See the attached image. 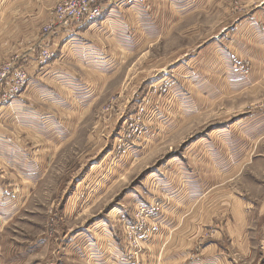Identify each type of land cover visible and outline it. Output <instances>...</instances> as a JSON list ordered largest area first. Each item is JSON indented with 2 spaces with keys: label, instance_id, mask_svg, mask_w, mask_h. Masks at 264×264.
I'll list each match as a JSON object with an SVG mask.
<instances>
[{
  "label": "rangeland",
  "instance_id": "374dc122",
  "mask_svg": "<svg viewBox=\"0 0 264 264\" xmlns=\"http://www.w3.org/2000/svg\"><path fill=\"white\" fill-rule=\"evenodd\" d=\"M61 1L35 38L38 27L17 24L31 8L0 33V131L23 145L0 159V264H98L104 245L123 253L125 227L144 208L161 228L170 217L175 264H205L207 242L233 255L221 232L235 199L249 225L264 222V22L249 19L264 0H158L135 21L144 30L155 17L162 34L137 40L110 24L112 41L90 28L50 41L41 64ZM80 43L100 46L113 69L76 64ZM239 261L264 264V241Z\"/></svg>",
  "mask_w": 264,
  "mask_h": 264
},
{
  "label": "crops",
  "instance_id": "0c3cea01",
  "mask_svg": "<svg viewBox=\"0 0 264 264\" xmlns=\"http://www.w3.org/2000/svg\"><path fill=\"white\" fill-rule=\"evenodd\" d=\"M58 0H0V16L6 15V18L1 19L0 17V33H3L4 25H6L7 18L10 16L13 18L12 13L14 12H23V10L32 9V12L27 11L26 15H22L18 18L17 24L22 25L23 27H26V32H30L34 34L35 27H38L37 32L33 38L39 35V26L43 23V20L47 14V11L51 9V7H54L56 2ZM158 0H111L108 2L106 8V11L104 14L100 17L99 20L94 25H86L82 28H76L73 33H61L63 39H66V44H69V39L71 40L73 35H82L84 31L90 29V28H96V29H103L106 27V25L110 24H117L115 26H122L124 25L129 26L132 32L134 33L136 39L138 40L139 34L144 35L145 33H151L152 31L157 34V32L162 34L161 32V26H159L157 19L154 17L151 19L150 24L146 27V29L138 30L136 24L139 22L138 20L135 21V19H138V16L141 13H149L152 12L151 10L155 7L153 5H157L156 2ZM150 4H149V3ZM159 3V2H158ZM151 5V6H149ZM173 5V4H171ZM264 6V5H263ZM148 7V10H147ZM172 7V6H171ZM152 8V9H151ZM37 15V17L35 15ZM254 18L253 22H264V10L260 13L253 14L249 17V19ZM2 20L4 22L2 23ZM23 20V21H22ZM133 22H132V21ZM252 20V19H251ZM131 21V22H130ZM137 22V23H136ZM161 23V22H160ZM89 26V27H88ZM256 26V25H253ZM87 27V28H86ZM258 30V34L256 35V39L259 40L262 36V30L259 27V25L256 26ZM158 28V30H157ZM106 31H94L96 33H100L105 38L114 40L113 31L111 29L105 28ZM17 31H15L16 33ZM22 32V31H21ZM30 34V35H32ZM261 34V36L259 35ZM264 34V33H263ZM11 35H4L2 37V41L6 38H10ZM12 38H16L14 33H12ZM76 39V38H74ZM72 39V40H74ZM125 40V39H124ZM83 43H80V47H78L76 50H74V53L78 58L76 59V64L86 67V68H94L96 70L100 69L104 73H109L114 66V63L116 60H113L110 58L111 56L106 53L103 49H101L100 46H83ZM84 47V48H82ZM67 49V48H66ZM66 49L64 51H66ZM113 50H116L115 47H113ZM252 53V52H251ZM37 55V53L32 54L31 58H34V56ZM24 60V59H23ZM114 61V63H113ZM78 62V63H77ZM60 72V71H59ZM37 81H39V77L37 78ZM34 81V82H37ZM37 88V87H36ZM39 88V87H38ZM44 91H42V94ZM43 131V130H42ZM5 131H0V159L3 156V152L13 151L16 153H19L21 149V145L18 140L15 139V142H11L10 144L5 143ZM5 143V144H4ZM226 190V189H224ZM223 189L220 190V193H222ZM3 189L0 190V195H3ZM236 198V197H235ZM1 199L2 196H0V207L1 205ZM241 203V202H240ZM242 203L239 204V202L235 199L234 206H231L227 212L222 214L224 216L225 214H229L230 218L226 219V227L222 230L221 233L225 235V242L227 240L229 241V238L231 241L230 247L234 249L233 255L229 250H223L224 245H221L224 242H220L219 244V251H216V249H212L214 246L211 244V242L204 243L202 245V251L204 256V263L205 264H240V259H242L243 255H246L252 249H260L261 244L264 240H259L264 235V222H258L256 225H249L246 222V219L243 215V208L241 207ZM226 207V204H225ZM206 209H204V227L209 226L210 224V211L205 215ZM1 211V210H0ZM260 216L264 215V204H262V207L259 210ZM2 214H0V221L2 219ZM171 215V212H170ZM169 215V216H170ZM208 217V219H207ZM170 217H168L167 222H165L162 225L161 230L151 239L149 242V247L151 250V254L146 252L143 256L144 261L142 264H175V257L176 252L175 246L171 245L172 235L171 231L173 233V230L175 227H173L171 220H169ZM176 229V228H175ZM201 229V228H199ZM189 233V230H186L185 233ZM188 233L186 235H188ZM220 233V234H221ZM253 234V238H252ZM174 235V234H173ZM178 237L180 238L181 235L178 234ZM174 239V237H173ZM255 240V241H254ZM193 241V240H192ZM196 243L192 242V244L189 246L191 248L195 247ZM215 247V246H214ZM104 251L98 252L93 255V258H91L93 261L97 262L98 264H124L121 261L122 253L120 251V247L118 244H113L112 246L104 245L103 246ZM102 248V249H103ZM188 248V247H187ZM204 249V250H203ZM98 250V248H97ZM150 254V257L153 258V261L150 259H147V256ZM213 257V258H212Z\"/></svg>",
  "mask_w": 264,
  "mask_h": 264
},
{
  "label": "built area",
  "instance_id": "2783aa9c",
  "mask_svg": "<svg viewBox=\"0 0 264 264\" xmlns=\"http://www.w3.org/2000/svg\"><path fill=\"white\" fill-rule=\"evenodd\" d=\"M109 1L111 0H62L42 31L45 43L40 47L39 62L46 64L51 58L50 41L60 37L61 33H73L76 28L95 23L106 11L105 7ZM155 215L154 211L137 209L134 222L125 227L123 241L126 246L121 259L125 264H141L139 254L142 253L143 245L161 230V223L156 221Z\"/></svg>",
  "mask_w": 264,
  "mask_h": 264
}]
</instances>
